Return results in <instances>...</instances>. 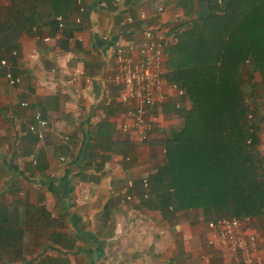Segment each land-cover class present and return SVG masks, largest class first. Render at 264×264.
Instances as JSON below:
<instances>
[{"label":"crops","instance_id":"0c3cea01","mask_svg":"<svg viewBox=\"0 0 264 264\" xmlns=\"http://www.w3.org/2000/svg\"><path fill=\"white\" fill-rule=\"evenodd\" d=\"M79 2L83 12L67 15L62 29L24 33L16 56L0 49L19 79L10 86L0 76V200L18 193L10 204L37 203L49 222L35 228L40 252L7 256L1 264H232L224 249L208 245L211 232L200 211L165 218L143 197V179L167 163L161 142L180 127L175 114H160L163 131L144 144L116 128L122 108L110 82L111 49L141 40L147 29L169 36L185 19L180 0ZM127 17L133 22L125 25ZM78 68L91 78L89 85L84 78L66 84ZM36 111L48 122L40 140L28 131ZM58 233L70 245L54 241Z\"/></svg>","mask_w":264,"mask_h":264},{"label":"trees","instance_id":"16d2710c","mask_svg":"<svg viewBox=\"0 0 264 264\" xmlns=\"http://www.w3.org/2000/svg\"><path fill=\"white\" fill-rule=\"evenodd\" d=\"M7 1L9 6L0 7V49L11 56L24 33L56 31L59 17L79 11L78 0ZM179 5L188 21L168 33L177 42L166 48L164 77L186 92L191 108L162 109L183 124L161 142L167 163L146 179L143 197L170 219L201 210L205 222L264 221V145L263 153L259 150L264 104L262 109L256 104L255 85L243 78L247 64L259 72L264 99V0H197L195 5L180 0ZM47 216L26 199L0 205V264L7 256L22 257L35 228L49 224ZM54 235V241L69 244L62 234ZM67 244L64 249L71 250Z\"/></svg>","mask_w":264,"mask_h":264},{"label":"built area","instance_id":"2783aa9c","mask_svg":"<svg viewBox=\"0 0 264 264\" xmlns=\"http://www.w3.org/2000/svg\"><path fill=\"white\" fill-rule=\"evenodd\" d=\"M77 5L82 13L83 8L79 0ZM145 18L144 13H141L139 19ZM58 21L61 29L62 19L58 18ZM132 22L133 20L127 17L124 23L126 25ZM170 43L171 40L162 30L147 29L142 33L141 40L130 39L111 49L114 67L110 82L113 87L118 88L114 101L122 108L116 128L130 141L141 143L156 130L162 132L163 126L158 121L159 115L164 112L162 109L169 104H174L177 109L182 106L184 91L164 77L166 48ZM12 56H16V52H13ZM54 71L52 69L51 72ZM85 73L82 69H73L66 84L72 85L84 78L85 83L89 85L91 78L85 76ZM0 76L10 86L19 83V79L13 76L11 64L7 59H0ZM21 106L25 107L26 104ZM35 113L34 123L28 126V131L40 140L48 122L40 111ZM67 140L66 137L65 141ZM142 183L143 188L147 190L146 179H143ZM128 188H132L131 183ZM205 224L211 232L208 245L224 249L232 264H264V221L258 225L257 221L250 217H232Z\"/></svg>","mask_w":264,"mask_h":264},{"label":"rangeland","instance_id":"374dc122","mask_svg":"<svg viewBox=\"0 0 264 264\" xmlns=\"http://www.w3.org/2000/svg\"><path fill=\"white\" fill-rule=\"evenodd\" d=\"M187 22L188 20L184 19L180 22H178V24L174 25V27H172L173 30H175L177 27H179L180 24H182L183 22ZM167 38H169V40H171V43L170 45H173V44H176L177 40H176V37L174 36V34L172 35H169L167 36ZM167 56V55H166ZM167 72L165 71V74ZM251 77V79H250ZM243 78L245 81H248L250 80V82L254 83L255 85V88H256V104L261 107L262 109V105L264 104V99H263V89H262V83H261V76L259 74V72H254L252 71V68L250 67L249 64H247V67L245 68V70H243ZM186 94V92H185ZM189 96L188 95H185L182 102H184V100H186V104L184 106V104H182V107H185L186 110H189L191 108V103L189 101ZM247 101V100H246ZM250 102H247V105L250 106ZM181 107V108H182ZM174 117H172L173 119H176L177 122H178V126H180L179 128L182 127V124H183V120L181 118H179L178 116L176 115H173ZM179 128L175 129L176 131H179ZM174 132V130H173ZM260 141H261V145L259 147V150L261 153H263L262 151V148H263V145H264V127L262 128V132L260 134ZM25 189V188H24ZM18 194V193H17ZM17 194H13V196L11 197H8L7 200H5L4 197L1 198L0 200V205H5V204H10V202L14 199V196H19ZM34 205H37V203H34ZM201 212V210H198ZM202 213V212H201ZM202 217H203V214H202ZM250 218H253L257 221L258 225H261L262 224V220L261 219H258L256 217H250ZM40 243V233L36 234V235H33L29 237V239L26 241V249L24 250V254H37L38 252H40V249L38 248V244Z\"/></svg>","mask_w":264,"mask_h":264}]
</instances>
